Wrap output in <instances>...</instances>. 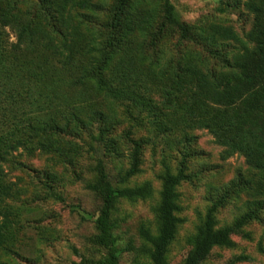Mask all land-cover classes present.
<instances>
[{"label":"rangeland","instance_id":"374dc122","mask_svg":"<svg viewBox=\"0 0 264 264\" xmlns=\"http://www.w3.org/2000/svg\"><path fill=\"white\" fill-rule=\"evenodd\" d=\"M82 1L88 8L75 6L70 10L82 45L90 38L102 43L108 35L105 24L114 0ZM170 1L180 20L201 30L215 23L231 27L244 38L253 25V15L242 1ZM2 3L18 11L24 20L44 26L54 21L57 10L54 0ZM161 3L162 0H130L124 53L111 60L112 67L118 69L103 71L101 76L104 83L123 84L137 94L150 96L149 105L128 98L106 97L102 91L75 88L70 84L71 70L37 52L9 56L8 60L22 67L18 86L31 91L24 99L38 104L39 110L44 108L34 113L36 122L50 115L61 122L62 110L73 111L70 105L79 116L84 117L90 108L110 116L94 119L89 126L75 125L51 135L57 150L20 149L3 163L17 193L8 200L14 212L12 237L0 248V264H69L82 256L94 255L88 238L95 233L100 199L85 187V182L94 178L92 167L97 157L110 174L127 168L131 150L127 132L143 140L140 172L127 185L148 180L153 193L145 199H120L112 212L117 223V244L126 248L120 254L119 264H152L143 248L148 244V236L156 232L153 208L158 202V175L164 165L172 172L183 166L188 176L177 187L181 206L178 216L182 222L168 247L167 264H189L197 249L203 257L195 264H264V255L257 250L258 243L264 247V207L260 220L250 221L241 231L230 234L226 242L207 245L205 241L208 233L226 229L254 204L260 208L261 204L256 203L259 196L254 191L234 192L231 188L235 181L255 179L254 170L240 153L223 158V147L215 143L207 129L179 126L180 118L165 107L156 89L169 82L186 57L213 72L222 69L223 62L211 51L217 50L229 58L238 47L230 41L209 39L177 44V33L169 31L162 44L151 47L150 37L161 17ZM5 31L13 41L15 33L8 28ZM202 35L205 37L203 31ZM221 110L229 118L225 108ZM100 129L106 130L105 142L90 136H96ZM221 196H225L222 204L209 213L208 208Z\"/></svg>","mask_w":264,"mask_h":264},{"label":"trees","instance_id":"16d2710c","mask_svg":"<svg viewBox=\"0 0 264 264\" xmlns=\"http://www.w3.org/2000/svg\"><path fill=\"white\" fill-rule=\"evenodd\" d=\"M0 0V248L12 237L13 208L8 200L17 193L14 181L9 180L3 163L20 149L32 151L38 149L57 150V134L75 125L89 126L94 119L103 120L110 116L100 109L90 108L85 116H79L72 105L61 112L59 122L53 115L36 122L35 112L44 108L25 100L31 91L18 86L20 68L14 60H8L18 54L37 52L57 65L73 72L70 84L86 91H102L104 96L128 98L140 105H149L150 96L137 94L123 84L104 83L102 72L117 70L112 67L113 56L124 53L126 22L130 16V0H114L105 24L108 35L101 43L90 38L82 45L79 29L72 20L70 10L78 6L88 8L82 0H54L56 15L49 26L40 22L24 20L21 14ZM240 3L253 15V25L244 38L229 26L211 23L204 30L195 28L179 19L170 0H162L161 17L151 33L150 46L162 44L166 32L178 35V43H203L225 40L237 45V50L229 57L217 50L211 53L223 62V68L208 72L191 57H186L177 65V70L169 82L159 88L165 107L180 118L179 126L188 129L205 128L214 137L215 143L223 147L221 156L226 158L240 153L255 172V179H243L233 182V191L249 190L259 196L254 206L239 216L226 229L208 233L207 245L226 242L228 236L241 231L252 220H260V210L264 207V0H232ZM46 7V6H45ZM48 25V24H47ZM15 33L10 41L5 29ZM199 30L200 32H195ZM204 32L205 37L202 35ZM201 33V34H200ZM102 53V54H100ZM140 58L136 61L140 63ZM120 68V67H119ZM124 68V66H123ZM84 86V87H83ZM134 89V88H132ZM224 107L228 112L225 117ZM92 139L106 141V130L100 129ZM130 143L128 166L110 174L100 157L92 167L94 178L85 182L99 199L98 215L94 219L95 233L88 240L94 250L93 256H82L69 264H119L122 251L114 233L117 227L112 217L120 199H145L152 195L153 188L148 180L135 185L127 182L140 172V157L143 145L141 138H133L126 133ZM183 166L172 172L164 165L158 175L160 189L158 202L153 208L156 218V232L147 238L144 246L152 264H167L168 247L174 239L182 218L178 216L181 206L177 187L187 178ZM59 197V196H57ZM225 197V196H224ZM224 197H219L209 208L212 213L219 207ZM257 250L264 255V247L257 244ZM203 257L197 249L187 263L195 264Z\"/></svg>","mask_w":264,"mask_h":264}]
</instances>
